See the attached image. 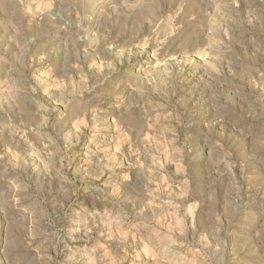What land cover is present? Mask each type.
Segmentation results:
<instances>
[{
	"label": "rangeland",
	"instance_id": "rangeland-1",
	"mask_svg": "<svg viewBox=\"0 0 264 264\" xmlns=\"http://www.w3.org/2000/svg\"><path fill=\"white\" fill-rule=\"evenodd\" d=\"M0 264H264V0H0Z\"/></svg>",
	"mask_w": 264,
	"mask_h": 264
}]
</instances>
